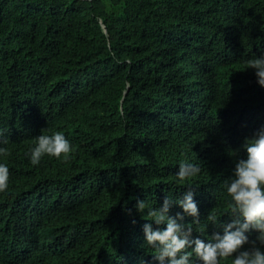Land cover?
Wrapping results in <instances>:
<instances>
[{
	"label": "trees",
	"instance_id": "obj_1",
	"mask_svg": "<svg viewBox=\"0 0 264 264\" xmlns=\"http://www.w3.org/2000/svg\"><path fill=\"white\" fill-rule=\"evenodd\" d=\"M262 49L264 0H0V264H157L135 204L189 190L182 159L201 219L226 211L220 183L264 126L243 62ZM45 128L72 151L33 166Z\"/></svg>",
	"mask_w": 264,
	"mask_h": 264
},
{
	"label": "clouds",
	"instance_id": "obj_2",
	"mask_svg": "<svg viewBox=\"0 0 264 264\" xmlns=\"http://www.w3.org/2000/svg\"><path fill=\"white\" fill-rule=\"evenodd\" d=\"M243 62L245 70H253L257 83L264 87V49ZM33 140L26 153L33 166L39 165L44 156L65 160L73 147L62 130L49 134L46 128L42 129ZM242 148L246 158L233 156L232 175L220 183L227 206L224 212L209 211L201 219L190 183L199 175L201 167L191 159L180 160L175 171L177 184L188 182L189 190L181 196L166 194L159 206L147 198L137 199V212L149 221L143 225L142 247L154 256L157 264H264V126L252 137H245ZM6 154L7 149L0 147V156ZM7 181V165L0 163V190L7 188ZM172 205H178L182 211L170 215ZM224 216L226 220L221 219ZM186 217L191 220L185 222ZM209 225L215 229L211 235L207 232ZM29 229L32 230V224L13 221L14 234ZM193 233L199 235L193 237ZM252 233H255L254 239H250ZM78 237L80 241H92L81 231ZM43 252H47L46 246Z\"/></svg>",
	"mask_w": 264,
	"mask_h": 264
},
{
	"label": "water",
	"instance_id": "obj_3",
	"mask_svg": "<svg viewBox=\"0 0 264 264\" xmlns=\"http://www.w3.org/2000/svg\"><path fill=\"white\" fill-rule=\"evenodd\" d=\"M84 1H93V0H84ZM103 29H104V32L107 33L105 27H103Z\"/></svg>",
	"mask_w": 264,
	"mask_h": 264
}]
</instances>
